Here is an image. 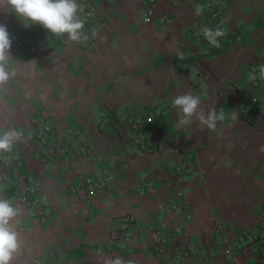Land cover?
Here are the masks:
<instances>
[{
  "label": "crops",
  "instance_id": "1",
  "mask_svg": "<svg viewBox=\"0 0 264 264\" xmlns=\"http://www.w3.org/2000/svg\"><path fill=\"white\" fill-rule=\"evenodd\" d=\"M93 1L78 42L0 7L16 72L0 90V135L23 133L0 151V199L20 210L10 264H264L261 246L248 245L264 215V105L247 103L251 95L264 103V79L248 76L250 66L264 67V0H222L226 35L207 39L190 33L203 0H155L150 21L142 0ZM185 93L225 120L214 131L195 118L181 125L172 100ZM38 113L49 139L72 129L81 149L64 161L65 152L41 145ZM48 151L52 159L41 160ZM108 173L92 192L77 184ZM27 186L36 197L29 205L18 197ZM172 227L181 248L194 246L190 256L156 242Z\"/></svg>",
  "mask_w": 264,
  "mask_h": 264
},
{
  "label": "clouds",
  "instance_id": "2",
  "mask_svg": "<svg viewBox=\"0 0 264 264\" xmlns=\"http://www.w3.org/2000/svg\"><path fill=\"white\" fill-rule=\"evenodd\" d=\"M6 6L9 11L14 12L19 18L28 20V26L31 23H39L44 29L57 36L67 34L72 41H80L84 21L78 18L79 5L77 0H5L0 7ZM203 13V6H198L196 14ZM205 36L220 37L226 35L222 30L211 33L210 30H202ZM87 37H84L86 39ZM215 46H219L218 41L211 40ZM12 45L11 36L4 24H0V90H3L8 81L12 79L16 72L9 71L7 64ZM183 56L178 59H183ZM253 75L250 79H255ZM260 78L264 79V67L260 69ZM201 100L199 96L191 93L177 95L172 100V106L179 108L183 113L181 125L191 124L193 118L205 125L208 130L214 131L217 122L225 120L223 112L217 113L215 109L208 111L205 115L200 108ZM233 120H238V114L233 110ZM151 120H149L150 122ZM23 137V133L15 130H9L0 135V151H10L13 144ZM20 214V210L14 207L8 200L0 199V264H10L13 254L20 247L18 233L11 226V221ZM109 264H121L120 259L110 261ZM131 264V262H129Z\"/></svg>",
  "mask_w": 264,
  "mask_h": 264
},
{
  "label": "built area",
  "instance_id": "3",
  "mask_svg": "<svg viewBox=\"0 0 264 264\" xmlns=\"http://www.w3.org/2000/svg\"><path fill=\"white\" fill-rule=\"evenodd\" d=\"M155 0H142L141 2V12H142V19L144 21H150V12L152 11V3ZM79 6L81 8V14L78 17L82 21H84V24L86 22H89L90 19L93 18L94 13H95V3L93 0H78ZM222 4V0H203L202 6H203V13L195 19L193 25L190 27V33L193 36L196 37H204V38H209L211 36H205L204 32L202 30L208 29L210 30L211 33H215L217 30H222L225 32V26L221 22V18H219L223 12L221 10L220 6ZM208 23V24H207ZM262 66H250L248 70V76L249 79L251 76H255V79H250V81L253 84H256L259 79H260V69ZM247 103L251 106H256V107H261L264 105L262 101H260L255 95H251L247 98ZM154 111H157L156 107L154 106ZM169 111V105L164 108L163 113H166ZM220 113V111H218ZM152 114H149L145 117V121L148 122L151 120ZM31 120L34 122L35 125V139L38 140V142L43 145L44 147H50L52 150L56 151H63L67 155L64 157V161L69 159V156L74 152V151H79L81 148L78 146H72L71 143L73 140H77L79 133L72 129H68V137L66 138H59V137H51L49 139V131H50V126L46 123L44 120V117L41 114H34L31 117ZM49 139V140H48ZM51 143L49 146L48 143ZM136 141V139H134ZM71 146V147H70ZM139 149L143 148L142 144L138 145ZM15 156L12 154V157ZM11 159V157H9ZM41 160H49L52 159V156L50 152L48 151L47 154L40 155ZM183 165V164H181ZM178 169V165H174V170ZM110 174H106L100 177H93L91 175H82V176H77L78 185H82L84 187H87L88 191L92 192L93 186H98L100 187L104 180L110 178ZM27 192H33V187L27 186L23 187L22 190L18 193V197L20 200H22L24 203L29 205L30 203L35 202L36 197L34 195L29 196ZM172 207L174 209L179 208V203L175 198H173V203ZM46 211V210H45ZM38 212L40 216L43 213L42 207L38 205ZM125 224H129L131 222L132 217L131 216H125ZM260 224L258 227H256L255 231L249 234L248 236V245L250 246H256L260 245L261 249L264 250V215H262L259 218ZM129 230L124 231V235H128ZM177 228L172 227L166 230L165 235H157L156 236V242L158 243L159 246L163 245H168L172 244V250L176 254H181L182 257H188L193 253V248L194 246L192 244L184 245L182 248L177 244ZM263 240L262 243L260 241ZM241 247V244L239 240L234 242V244L226 245L224 248V253L226 255L232 254L234 249H238Z\"/></svg>",
  "mask_w": 264,
  "mask_h": 264
}]
</instances>
